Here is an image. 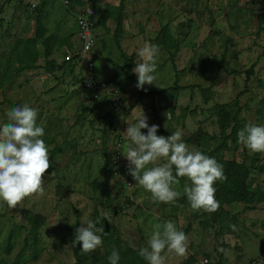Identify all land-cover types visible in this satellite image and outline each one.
Masks as SVG:
<instances>
[{
	"label": "rangeland",
	"instance_id": "obj_1",
	"mask_svg": "<svg viewBox=\"0 0 264 264\" xmlns=\"http://www.w3.org/2000/svg\"><path fill=\"white\" fill-rule=\"evenodd\" d=\"M86 3L89 6L91 0ZM65 9L62 0H0V56L8 55L16 39L33 37L36 16L42 14L45 34L54 36L50 58L65 62L66 56L80 49V42L72 38L75 23ZM122 14L125 21L121 44L118 46L115 42L116 20L110 17L107 21L113 28L114 41L108 43L93 31L95 44L91 55L95 67L99 63L107 65L104 61L109 58L107 66L113 73L106 80L110 87L119 90L123 111H114L107 92L92 99V93L80 85L82 72L74 75L76 67L84 65L79 62L73 66L74 74H67L64 69L47 73L36 67L17 73L0 88V125L8 123L6 112L12 107L28 104L36 108L37 126L44 128L40 138L49 149L50 165L54 167L43 176L42 194L26 197L13 209L0 200V264H73L71 244L61 242L66 234L65 226L68 224L74 230L92 220L98 221L99 227L105 216L119 229L121 238L136 249L147 247L153 225L160 224L163 231L168 221L183 231L188 241L192 236L188 231L193 227L198 233L197 242L203 246L200 228L193 223L188 228V224L191 219L202 217L204 211L198 214V211L183 209L178 198L174 203L154 200L132 177L129 164H122L119 173L111 170L107 164L109 156L117 147L125 152L126 146L132 143L124 131L128 124L137 122L142 111L148 117L149 126H159L157 135L168 136L180 131L190 150L207 151L219 143L215 104H224L237 112L246 124L264 125V0H125ZM162 24L168 25L170 34L179 42L175 56L177 72L158 42ZM66 39L71 43L70 48L62 45ZM145 44L159 47L154 73L157 86H148L143 91L152 93L135 99L127 71L131 59L126 62L121 53L132 56L134 72L135 66L142 62L138 52ZM106 47L110 48L108 55L104 52ZM37 48L36 64L42 66L45 59L40 41ZM256 59L248 90L239 96L236 105L234 100L244 89L243 71ZM112 61L122 67L112 66ZM44 75L47 77L43 78ZM214 77L216 84L206 103L197 88L195 96L192 92L195 89H187L192 92L191 103L188 93L182 89H169L175 84L208 87ZM186 106L189 111L183 113ZM198 126L216 138L204 140L200 147L190 143L188 138ZM141 132L147 134V129ZM244 152L250 157L258 154L259 159L251 165V176L258 178L259 164L264 168V153H254L229 140L221 156L241 160ZM157 164H163L162 160ZM247 164H251L250 160ZM120 175L130 184L126 185V179L124 184ZM187 185H191L190 180ZM183 186L171 187L181 194ZM32 214L44 217L35 239L27 222ZM162 255L166 257L165 264H177L182 257L167 249Z\"/></svg>",
	"mask_w": 264,
	"mask_h": 264
},
{
	"label": "clouds",
	"instance_id": "obj_2",
	"mask_svg": "<svg viewBox=\"0 0 264 264\" xmlns=\"http://www.w3.org/2000/svg\"><path fill=\"white\" fill-rule=\"evenodd\" d=\"M158 53L159 47L152 44H145L139 50L142 62L134 69L137 89H144L146 84L156 85L154 73ZM6 116L8 123L0 125V200L13 209L26 197L43 193V176L50 167V159L49 149L40 138L44 135V128L37 126L36 108L28 104L15 106L6 112ZM147 120L142 111L137 122L128 124L124 131L132 143L122 155L129 162L132 177L152 194L154 200L163 203H174L180 197L181 194L171 186L179 183L178 178L187 177L191 185H185L183 192L191 209L209 213L217 211L220 205L215 198L214 184L227 179L223 166L202 151L190 150L183 142L180 131L168 136L157 135L159 126H149ZM141 129H147V134H143ZM237 137L238 143L252 152L264 153V125L247 124L238 131ZM161 158L166 162L157 164ZM149 164L155 166L146 169ZM104 218L108 220L107 216ZM97 223L87 220L76 228L72 246L79 242L84 254L100 248L102 234L106 233L102 225L96 226ZM161 227L160 224L153 225L147 247L138 251L147 264H165L166 257L162 255L165 249L178 256L187 255L188 238L185 233L178 231L171 221L164 223L163 231ZM108 260L109 264H118L119 251L114 248Z\"/></svg>",
	"mask_w": 264,
	"mask_h": 264
},
{
	"label": "trees",
	"instance_id": "obj_3",
	"mask_svg": "<svg viewBox=\"0 0 264 264\" xmlns=\"http://www.w3.org/2000/svg\"><path fill=\"white\" fill-rule=\"evenodd\" d=\"M69 1L74 6H81L83 4L82 0ZM123 1L124 0H120L119 5L117 6L119 13L116 16V27L114 31V38L118 46L119 36L122 32V10L124 9ZM106 19L107 15L104 13L99 17L97 23L105 28ZM157 37L159 44L162 46L163 50L167 52L173 69L177 72L178 70L176 68L175 56L179 50V42L172 37L167 24H162L160 26ZM38 41H40L42 45V56L45 59V62L42 66L36 64L37 58L39 56V50L37 48ZM53 41L54 36L52 34H45L43 16L42 14H38L35 19L34 36L24 39H16L11 45L8 55L6 57L0 56V88L17 73L24 70L34 69L36 67H41L47 73H55L64 69L67 74H73V66L75 65V62L81 61L80 58L77 57L75 59L65 60V62L61 63L51 59L50 56L52 55ZM62 45H65L67 48L71 47V43L67 39L62 40ZM121 57L124 58L126 62H129L131 59L130 64L128 63L127 70L129 82L134 91H136L138 94H142V92H140V90L135 86V74L132 71V56L129 58V56L127 57L126 53L122 52ZM65 63L66 67L64 68ZM256 63L257 59L243 71L245 74L244 89L237 94L234 100L236 105L238 104L237 102L239 96L248 90V83L251 77L254 75V67ZM111 64L115 67H122L114 61H112ZM81 79L82 78L80 77L79 82H81ZM175 80L177 81V77ZM215 84L216 78L214 77L212 78L211 84L208 87H201L199 85L193 84L187 86H179L175 84L174 87L171 86L169 89L179 91L185 88H189L191 90L197 88L200 94L203 96V102L206 103L211 93V89ZM84 89L88 90L89 92L91 91V89L88 88ZM191 101L192 96H190V103ZM214 108L217 114V125L219 129L218 138L220 141L212 149L202 152L207 156L214 157L216 161L223 166V171L227 179L224 181L218 180L214 184L216 189L215 198L219 201V209L212 213L204 211V214H207L213 222L219 223L222 217L228 215V212L225 210V205H229L234 202H243L248 205L247 209H255L257 208L256 205L258 203L264 201V192L253 188L252 185L251 165H253V163L259 159L257 153L250 157L244 152L241 160H237L235 158L224 159L221 156V151L227 148L229 140L234 143L238 142L237 133L243 129L245 125H247L245 120L243 118H239L237 112H233L232 110L228 109L224 104H215ZM238 109H240L239 106ZM188 111V106L182 109L183 113H187ZM215 138L216 136L205 131L201 126H198L197 129L189 136L188 141L194 144L196 147H200L204 140H214ZM112 153L107 160V164L111 170L112 168L115 170L111 162ZM248 160L251 162L249 165L247 164ZM120 167L121 164L117 168L118 171H120ZM53 170L54 167L50 165L46 173H49ZM120 177L125 184V179L127 180V178L123 176ZM178 179L182 182L184 177H180ZM127 182L129 181L127 180ZM178 202L180 204L189 203L185 194H182L180 197H178ZM116 211L117 208L115 210L113 209L114 214H116ZM27 222L30 225L29 232L35 239L38 229L44 223V217L41 214H32L27 217ZM101 224L104 226L106 233L102 234V246L97 248L94 252H90L88 254L81 252L79 242H77L75 247L72 246V241L75 237V229L78 228V226H76L74 230H72L68 224L65 226L66 234L61 238V242H69L71 244L73 257L75 259L73 264H109L108 257L114 248L119 251L120 260L118 264H147V261L139 256V249L130 246L121 238L120 231L114 224L110 223L106 219H101ZM217 262L220 263L219 261Z\"/></svg>",
	"mask_w": 264,
	"mask_h": 264
},
{
	"label": "crops",
	"instance_id": "obj_4",
	"mask_svg": "<svg viewBox=\"0 0 264 264\" xmlns=\"http://www.w3.org/2000/svg\"><path fill=\"white\" fill-rule=\"evenodd\" d=\"M82 2L83 4H85L86 0H82ZM119 3L120 0H91V4H89V6L86 3V7L88 8V13L90 17L93 20H96V23L94 24L93 27L94 33L96 35H99L101 39L106 40V42L108 43H110V40H113L112 37L113 28L109 23V21L107 20L108 19L111 20L110 17L111 18L114 17V19L116 20V16L119 13L117 10V6L119 5ZM123 4L125 8V0L123 1ZM65 11L75 23V27L73 29L74 35L72 38H76L78 40L75 16L68 9L67 10L65 9ZM104 13L107 15V19L105 21V28L97 23L99 17ZM123 20L125 21L122 14V32H123ZM125 29L127 30V28ZM114 31L115 28L113 29V36H114ZM121 41L122 39L119 36L120 44ZM109 49L110 48L106 47L104 51L107 55L109 54ZM107 60H109V58H107ZM107 60H105L104 63L108 65L109 61ZM107 65H102L99 63L98 66L95 67V74L96 76H98L97 77L98 79L100 78V80H106V77L108 79L109 76H111V74L113 73L111 68L108 67ZM76 68H77V72H76L77 74L73 73L74 75H78L80 73L79 71H81L83 74L84 65L83 66L81 65V67H76ZM46 77H47L46 75L43 76V78ZM136 82L137 79L135 83ZM148 86L150 85L147 84L144 85V89L147 88ZM144 89H139L140 92H142V94H138L136 91L132 89L136 94V96H134L135 99H137L138 96L152 93L150 91H143ZM187 89L188 88L182 89V91L184 93H188L189 99L190 96H192L191 95L192 92H194V96L197 95L196 88L195 90L193 89L194 91L191 90L192 92L190 90H188L187 92ZM132 96L133 95L130 94V98ZM91 111H93V109ZM128 146H126L125 151L127 150ZM161 160L162 163H165L164 158H161ZM122 164H129L127 158L123 155L121 158V165ZM261 165L259 164L260 168H258L259 170L258 178L252 177V185L253 188L264 192V168H261L262 167ZM188 182L189 180L187 179V177H184V180L182 182L179 181L178 184L180 188H182V186L187 185ZM182 194H184L183 189H181V195ZM188 204H181V207L183 209L187 208L190 211L192 210L190 206V202ZM247 206L248 205H246L243 202H234L229 205H225V210L228 212V215L222 217L219 223L213 222L211 218H209V216L205 214H203L202 217L200 216L199 218L196 217L195 219H191L190 224H188L189 225L188 228L191 226L192 223L193 226H195L196 224L200 228L201 234L203 235V237L200 238V240H202L201 242L203 243V246H201L199 242H197L196 238H198V233L193 230V227H191L189 231L187 228L186 231H188V234L190 232L192 233V236L187 244V255L182 256L181 261L177 264H193V263L199 264V262L203 257H210L212 259H215L219 261L220 264H248L250 260L257 257H261L264 259V201L258 203L256 205L257 208L255 209H247ZM202 211L203 210H199L198 214H201Z\"/></svg>",
	"mask_w": 264,
	"mask_h": 264
},
{
	"label": "built area",
	"instance_id": "obj_5",
	"mask_svg": "<svg viewBox=\"0 0 264 264\" xmlns=\"http://www.w3.org/2000/svg\"><path fill=\"white\" fill-rule=\"evenodd\" d=\"M66 8L75 16V21L77 25V36L80 42V49L78 52L66 56V60L80 58L81 62L84 64V73L81 76L80 85L84 88L91 89L92 98L98 99L99 93L107 92L109 93V101L116 113L123 111V106L121 103V96L117 88H112L109 86L106 80H100L95 74V64L92 60L91 51L95 44V38L93 33V21L88 13V8L86 3L81 6H74L69 0H62ZM89 41L91 43H89ZM111 162L115 171H118V166L121 164L122 151L120 147L115 148L112 153ZM119 173V171H118ZM121 176V175H120ZM130 183L127 182L126 185ZM199 264H220L217 260L210 257H203ZM248 264H264V259L261 257L254 258L248 262Z\"/></svg>",
	"mask_w": 264,
	"mask_h": 264
}]
</instances>
